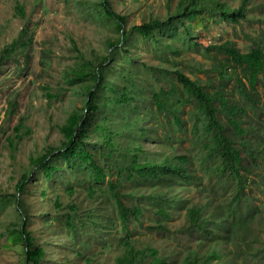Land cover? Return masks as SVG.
I'll list each match as a JSON object with an SVG mask.
<instances>
[{
    "label": "trees",
    "instance_id": "16d2710c",
    "mask_svg": "<svg viewBox=\"0 0 264 264\" xmlns=\"http://www.w3.org/2000/svg\"><path fill=\"white\" fill-rule=\"evenodd\" d=\"M171 1H167L164 18H149L126 28V16L117 13L110 0H99L100 14L112 21L117 36L106 40L105 54L81 55L79 63L64 72V80L74 86V95L83 97L81 106L73 108L60 127V145L31 157L30 165L48 180L60 177L62 170L87 172L92 183L82 188L83 195L69 183L62 192H54V218L63 217L72 242L79 229L100 241V253L115 255L113 264H168L169 257H161L157 248L148 243L136 245L138 241L133 239L135 230L143 227L144 211L154 216L148 229L168 231L167 222L183 212L186 228L203 236L198 247L204 248L201 245L211 240V249L187 250L179 264H264V140H241L234 130L244 126L249 109L264 110V104H257L258 77L264 73L262 48L256 45L240 53L231 42L213 46L223 60L215 57L211 63L220 84L209 91L211 78L209 85L204 84L175 67L170 56H177L180 49L174 39L165 36L175 32L189 42L190 20L205 21L214 15L237 24L245 20L249 0H241L237 7L220 0H176L171 7ZM16 9L23 14L20 5ZM136 42L145 43L158 61L142 59ZM29 43L20 44L26 47ZM17 45L14 42L3 49L0 64ZM229 78L234 79L235 87L227 94L224 88ZM45 93L48 98L57 97L48 90ZM235 93L239 101L230 97ZM189 104L193 107V134L200 149L206 151L201 158L205 179L195 172V157L180 150L174 137L183 127L180 113ZM8 105L5 114L13 116L16 103L9 101ZM22 120L13 128L16 139H21ZM260 126L255 127L258 132ZM13 144L8 138V145ZM31 173L22 175L16 194L10 195L20 221L23 264L49 263L48 253L28 229L31 214L20 198ZM96 184H105V189ZM219 185L223 191L217 190ZM40 196L46 198L47 191ZM118 225L122 233L115 241H107V234L117 235ZM80 248L75 251L83 264L96 260L99 253H85V244Z\"/></svg>",
    "mask_w": 264,
    "mask_h": 264
},
{
    "label": "rangeland",
    "instance_id": "374dc122",
    "mask_svg": "<svg viewBox=\"0 0 264 264\" xmlns=\"http://www.w3.org/2000/svg\"><path fill=\"white\" fill-rule=\"evenodd\" d=\"M167 1L169 0H110V3L117 13L126 16V28H129L149 18H164L169 9ZM220 1H225L233 7L239 6L241 2ZM98 2L99 0H0V53L5 47L18 42L15 52L4 58L0 64V264L24 262L22 242L18 235V211L10 195L16 194V184L23 174H29L31 170L32 173L25 182L26 189L20 198L31 214L28 229L48 253L49 263L41 264H83L82 257L76 255L77 251H81L82 244L87 247L85 253H99L95 258L98 261L93 260L91 264H113L115 255L111 252L100 253V241H94L90 235L82 234V229H79L75 235L76 241L72 242L71 233L64 226L63 217L54 218V192H62L64 184L69 183L83 195L82 188L92 183L87 177V172L83 169L75 172L62 170L60 177L57 175L48 180L42 172L33 170L30 165L31 157L42 155L50 147L60 145L63 138L60 127L71 110L81 106L83 97L74 95V86L64 80V72L74 68L81 55L89 58L91 52L105 54L106 40H113L117 36L112 21L100 14ZM175 2L176 0L170 2L171 7H174ZM16 5L23 8V14L17 11ZM189 23L190 26L193 25L189 42L180 39L175 32L165 34L174 39L180 49L177 56L170 57L175 59V67H179L185 76L199 79L204 84L211 78L209 91L220 84L216 73L211 69V63L215 57L223 60V55L218 54L213 46L231 42L240 53H247L253 46L259 45L264 53V0H249L245 20H240L237 24L231 21L225 23L218 15L205 21L196 18ZM28 40L30 43L26 47L21 46L20 43L26 44ZM136 43V52L142 59L158 61L154 52L146 50L145 43ZM227 72L229 75L233 74L229 68ZM235 73L241 75L239 69H236ZM258 79L257 104L262 105L264 73L259 75ZM242 81L245 82L244 79ZM234 87V79L231 78L226 81L224 90L228 94ZM46 89L57 97L48 98ZM230 97L236 101L240 100L237 93ZM9 101L16 103L13 116L5 114L9 110ZM192 113L191 104L185 105L180 113L184 120L183 127L175 132L174 137L180 150L195 157L192 160L195 172L205 179V167L201 158L206 151L197 145V137L192 129ZM21 118V139H16L13 128ZM159 121L163 123L164 117L160 116ZM260 123L258 132L255 127ZM262 124L264 110L249 109L244 126L234 130L239 139L257 142L262 138L264 140L260 133L264 132ZM8 138L13 139V147L8 145ZM59 165L65 167L61 161ZM96 186L105 189V184ZM216 188L219 191L224 189L222 185ZM230 189L231 187L228 188V195L231 194ZM43 190L47 191L46 198L40 196ZM81 200L82 197L78 198L79 203H82ZM126 202L130 204L132 200L127 198ZM182 215L183 212L180 217L174 215V218L167 222L168 231H157L148 229L154 216L144 211L143 227L137 228L133 236V239L138 241L136 245L148 243L157 248L161 257H169L168 264H179L187 250L199 249L205 252L211 249V240L201 245L205 246L204 248L198 247V244L203 242V236L187 229ZM119 229L118 225L117 235L107 234V241H115L118 234L122 233Z\"/></svg>",
    "mask_w": 264,
    "mask_h": 264
}]
</instances>
